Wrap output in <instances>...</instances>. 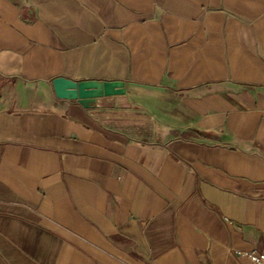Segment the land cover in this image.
I'll return each mask as SVG.
<instances>
[{
  "label": "crops",
  "instance_id": "1",
  "mask_svg": "<svg viewBox=\"0 0 264 264\" xmlns=\"http://www.w3.org/2000/svg\"><path fill=\"white\" fill-rule=\"evenodd\" d=\"M0 81V264L264 249V0H0Z\"/></svg>",
  "mask_w": 264,
  "mask_h": 264
},
{
  "label": "water",
  "instance_id": "2",
  "mask_svg": "<svg viewBox=\"0 0 264 264\" xmlns=\"http://www.w3.org/2000/svg\"><path fill=\"white\" fill-rule=\"evenodd\" d=\"M54 94L59 99L77 100L82 106L88 107L93 101L95 93L94 83L76 82L63 77H57L52 80ZM3 84L0 81V98L2 96Z\"/></svg>",
  "mask_w": 264,
  "mask_h": 264
},
{
  "label": "built area",
  "instance_id": "3",
  "mask_svg": "<svg viewBox=\"0 0 264 264\" xmlns=\"http://www.w3.org/2000/svg\"><path fill=\"white\" fill-rule=\"evenodd\" d=\"M241 255L253 264H264V249L262 251L247 250L241 252Z\"/></svg>",
  "mask_w": 264,
  "mask_h": 264
}]
</instances>
